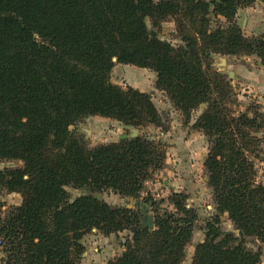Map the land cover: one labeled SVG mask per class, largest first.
<instances>
[{
	"label": "trees",
	"instance_id": "trees-1",
	"mask_svg": "<svg viewBox=\"0 0 264 264\" xmlns=\"http://www.w3.org/2000/svg\"><path fill=\"white\" fill-rule=\"evenodd\" d=\"M255 0H0V159L20 166L0 169V186L21 202L0 217L5 264H80L85 233L129 231L120 254L104 264H180L197 212L174 192L173 210L147 198L153 228L138 212L98 197L112 191L137 197L165 148L138 134L87 147L69 126L88 115L114 118L136 128L163 126L148 93L109 81L115 61L150 67L156 84L190 117L208 102L195 127L210 142L204 168L218 213L227 212L239 235L264 241V185L255 181L250 155L259 149L256 117L225 106L223 80L210 78L200 54H255L264 64V35L248 38L233 19ZM264 3V0H261ZM193 29L174 46L154 26L179 12ZM227 25L208 28L207 16ZM181 31L184 25H178ZM202 40V41H201ZM218 75V74H217ZM228 85L225 86V88ZM213 90L220 99L212 98ZM221 95V96H220ZM167 127H164L166 129ZM66 186L85 190L70 199ZM215 215L190 264H257L259 252L220 232ZM223 236L219 239L220 236Z\"/></svg>",
	"mask_w": 264,
	"mask_h": 264
},
{
	"label": "rangeland",
	"instance_id": "rangeland-1",
	"mask_svg": "<svg viewBox=\"0 0 264 264\" xmlns=\"http://www.w3.org/2000/svg\"><path fill=\"white\" fill-rule=\"evenodd\" d=\"M207 18H209L208 28H214L217 24L227 25V20L221 16L209 15ZM233 21L241 29V33L248 38L264 35V3L255 0L250 5L239 7ZM146 24L160 39L174 46L183 44L181 34L193 30L190 27V20L183 16L181 11L176 15H165L157 21V26H154L149 18H146ZM180 24L184 25L181 33L178 28ZM199 45L203 65L208 70L209 77L227 83L223 85V89L227 91L224 97L227 109L234 116L247 113L251 117H256L260 127L254 135L259 138L260 145L258 151L250 155V158L255 167V181L264 185V64L255 54L210 53L207 55L209 62L206 66L205 57L202 55L205 52L204 44L201 42ZM113 61L114 64L109 71V81L122 88L130 86L148 93L161 116L163 126L148 124L136 128L132 125L125 126L114 118L88 115L70 125L69 131L81 138L87 147L132 138L138 134L146 135L163 145L165 160L161 168L151 170L137 197L120 195L110 190L99 193L98 197L112 206H123L138 212L141 223L143 216L147 214L153 216L154 212L147 198L155 200L160 209L173 210V205L169 201L170 195L174 192L182 193L186 196V206L194 208L198 216L192 237L185 247V257L180 264L191 263L195 246L205 239L204 225L217 214L220 218L218 224L220 232L237 238L231 244L240 241L246 250L259 252L260 259L257 264H264V241L254 236L241 238L239 230L235 228L227 212L218 213L216 210L204 168L210 142L208 137L195 127L196 118L204 111L208 102L192 109L190 117L187 118L174 106L166 92L157 86L156 72L152 68L117 62L115 58ZM226 85L228 87L225 88ZM216 95L213 90L212 98H221ZM21 164L19 160L0 159V169ZM65 188L69 192L70 199L85 192L83 189L71 186ZM20 202L19 193L8 192L0 186V217L6 215L11 207L19 205ZM129 234L128 230H123L106 236L95 229L85 233L81 240L84 251L80 257V264L106 263L107 260L121 253L122 244ZM222 237L221 235L219 239ZM4 262L5 252L0 243V264H5Z\"/></svg>",
	"mask_w": 264,
	"mask_h": 264
},
{
	"label": "water",
	"instance_id": "water-1",
	"mask_svg": "<svg viewBox=\"0 0 264 264\" xmlns=\"http://www.w3.org/2000/svg\"><path fill=\"white\" fill-rule=\"evenodd\" d=\"M135 133V130H133V135ZM135 136V135H134ZM141 227H147L149 229L153 228V216L150 214H147L142 217V222L140 223Z\"/></svg>",
	"mask_w": 264,
	"mask_h": 264
}]
</instances>
